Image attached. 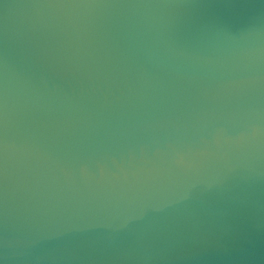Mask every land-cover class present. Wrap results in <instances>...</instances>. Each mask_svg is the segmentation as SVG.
Returning <instances> with one entry per match:
<instances>
[{
	"label": "water",
	"instance_id": "water-1",
	"mask_svg": "<svg viewBox=\"0 0 264 264\" xmlns=\"http://www.w3.org/2000/svg\"><path fill=\"white\" fill-rule=\"evenodd\" d=\"M5 238L8 264H264V0H0Z\"/></svg>",
	"mask_w": 264,
	"mask_h": 264
},
{
	"label": "clouds",
	"instance_id": "clouds-1",
	"mask_svg": "<svg viewBox=\"0 0 264 264\" xmlns=\"http://www.w3.org/2000/svg\"><path fill=\"white\" fill-rule=\"evenodd\" d=\"M248 55H252L253 52L251 49L248 50ZM6 77H7V66L5 65V87H6ZM255 130V129H254ZM121 196H125L127 195L130 199H136L139 198L140 193L136 192V191H132L129 193H120ZM189 196V192L188 191H184L182 193H175L173 195V199H170L167 201V203L171 204V203H178L182 200L187 199ZM143 208L144 210H147L148 208H151L153 211H160L163 208V205H150L146 202H143ZM127 224V220L123 221L121 224L114 226L115 230H119L121 228H124L125 225ZM59 233H51V234H40L37 235L36 237L29 239L25 242V248L26 249H31L36 243H38L40 240H49V239H55L57 236H59ZM3 248H4V254L0 255V264H8L10 259H14L17 255L23 254V253H18L16 251V247L15 245L12 244V242H10L7 238H5L4 243H3ZM68 259H75L76 257H72L69 256L67 257ZM127 258V257H124ZM145 258H150V257H145ZM36 259H40L39 257H37Z\"/></svg>",
	"mask_w": 264,
	"mask_h": 264
}]
</instances>
